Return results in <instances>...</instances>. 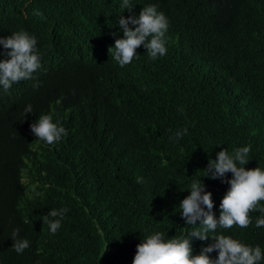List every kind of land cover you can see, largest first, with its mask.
Listing matches in <instances>:
<instances>
[{
    "label": "trees",
    "instance_id": "obj_1",
    "mask_svg": "<svg viewBox=\"0 0 264 264\" xmlns=\"http://www.w3.org/2000/svg\"><path fill=\"white\" fill-rule=\"evenodd\" d=\"M120 2L0 0V37L35 35L43 63L0 88V264L131 263L148 232L183 234L179 202L218 151L251 144L246 169L264 167V0H132L131 13ZM151 3L170 20L167 54L153 61L141 46L120 67L109 52L119 15ZM48 113L68 131L52 145L30 130ZM202 179L218 217L229 185ZM61 207L51 234L41 219ZM249 214L225 234L264 246L261 213ZM17 228L31 242L22 254ZM211 243L193 238V254Z\"/></svg>",
    "mask_w": 264,
    "mask_h": 264
},
{
    "label": "clouds",
    "instance_id": "obj_2",
    "mask_svg": "<svg viewBox=\"0 0 264 264\" xmlns=\"http://www.w3.org/2000/svg\"><path fill=\"white\" fill-rule=\"evenodd\" d=\"M134 6L132 0H121L119 5L123 12L128 10L129 13ZM122 13L118 25L123 35L115 38L114 46L109 48L112 58L120 67L139 58L137 49L141 46L153 61L167 54L170 20L157 4H147L138 15L127 18ZM37 45V37L23 29L0 37V46L7 57L0 59V88L5 92L14 83L32 79L33 74L43 67L42 54ZM24 113L25 116L33 113L31 104L25 107ZM30 130L37 139L48 145L59 143L68 135L61 121L54 119L51 113L41 114L30 125ZM187 133L188 127L185 126L177 129L170 139L178 143ZM251 149V144L237 147L231 152L224 148L216 153L214 159L209 158L203 174L192 179L188 185L189 195L179 202L178 214L185 225L183 234L169 237L162 230L148 232L137 244L132 264H264V246L248 244L234 235L225 234L234 225L243 229L252 224L251 211L261 213L255 219V227L264 228V204L260 203L264 201V167L246 169L245 166L251 161ZM228 173H231V178H228ZM205 177L219 179L229 185L219 205L218 217L213 211L212 193L206 190L202 179ZM68 211L67 207L52 208L43 215V225H47L49 232L55 234L62 227ZM24 222L30 221L25 218ZM189 225L190 228L187 227ZM10 238L13 241L12 249L18 254L31 245L30 240L20 237L18 228L13 229ZM193 238L211 240L212 243L202 247L198 254H193ZM213 252L217 253L215 257L211 255Z\"/></svg>",
    "mask_w": 264,
    "mask_h": 264
},
{
    "label": "water",
    "instance_id": "obj_3",
    "mask_svg": "<svg viewBox=\"0 0 264 264\" xmlns=\"http://www.w3.org/2000/svg\"><path fill=\"white\" fill-rule=\"evenodd\" d=\"M127 264H132V262L131 263H127Z\"/></svg>",
    "mask_w": 264,
    "mask_h": 264
}]
</instances>
